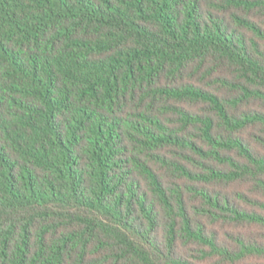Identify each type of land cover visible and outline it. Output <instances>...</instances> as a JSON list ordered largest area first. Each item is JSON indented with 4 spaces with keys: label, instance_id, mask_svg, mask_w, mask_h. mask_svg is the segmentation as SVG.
Here are the masks:
<instances>
[{
    "label": "trees",
    "instance_id": "trees-1",
    "mask_svg": "<svg viewBox=\"0 0 264 264\" xmlns=\"http://www.w3.org/2000/svg\"><path fill=\"white\" fill-rule=\"evenodd\" d=\"M0 264H264V0H0Z\"/></svg>",
    "mask_w": 264,
    "mask_h": 264
}]
</instances>
